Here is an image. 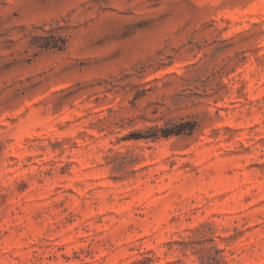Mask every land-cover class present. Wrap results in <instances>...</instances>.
<instances>
[{
    "label": "rangeland",
    "instance_id": "374dc122",
    "mask_svg": "<svg viewBox=\"0 0 264 264\" xmlns=\"http://www.w3.org/2000/svg\"><path fill=\"white\" fill-rule=\"evenodd\" d=\"M0 264H264V0H0Z\"/></svg>",
    "mask_w": 264,
    "mask_h": 264
}]
</instances>
